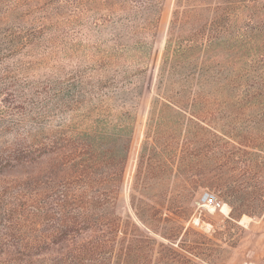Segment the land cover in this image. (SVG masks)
<instances>
[{
    "label": "trees",
    "instance_id": "obj_1",
    "mask_svg": "<svg viewBox=\"0 0 264 264\" xmlns=\"http://www.w3.org/2000/svg\"><path fill=\"white\" fill-rule=\"evenodd\" d=\"M163 2L0 0V264H264V0H174L118 211Z\"/></svg>",
    "mask_w": 264,
    "mask_h": 264
},
{
    "label": "rangeland",
    "instance_id": "obj_2",
    "mask_svg": "<svg viewBox=\"0 0 264 264\" xmlns=\"http://www.w3.org/2000/svg\"><path fill=\"white\" fill-rule=\"evenodd\" d=\"M173 2L174 0H164L163 2L158 33H157V37L155 38L152 56L149 63V69L145 79V90H144V94L141 97L140 107L138 110L136 130H135L134 140L132 143V150L130 152L128 164L126 167V172L124 175L123 186L121 188L118 205H117L118 211L121 213L125 210L128 190L134 172V166L142 139L149 101H150L151 93L154 88L156 72L162 52L164 33L173 9ZM196 210L199 213H202L207 217H209L210 219L214 220L215 222L219 224H223L229 213V206L217 196H214L213 194L210 193H204L201 196L199 202L197 203Z\"/></svg>",
    "mask_w": 264,
    "mask_h": 264
}]
</instances>
